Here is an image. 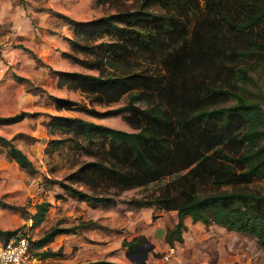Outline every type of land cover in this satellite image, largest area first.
I'll list each match as a JSON object with an SVG mask.
<instances>
[{"label":"trees","instance_id":"16d2710c","mask_svg":"<svg viewBox=\"0 0 264 264\" xmlns=\"http://www.w3.org/2000/svg\"><path fill=\"white\" fill-rule=\"evenodd\" d=\"M165 1L102 0L115 11L89 21L63 18L71 34L67 38L69 51L62 56L94 73L56 71V86L79 91L89 104L108 106L122 97L126 102L98 111L50 95L55 109H77L95 118L136 111L131 121L140 120L143 125L129 132L81 118H65L54 127L74 130L86 139L101 138L104 154L125 156L142 175L170 171L177 164L220 147V160L210 169L209 191L198 193L191 182L169 183L164 199L156 196L128 203L175 212L176 222L163 236L169 247L182 242L183 218L188 216L191 223L217 225L250 236L264 248V193L249 187L254 181H264V95L252 77V73L264 74V5L252 9L244 23L234 24L245 0H202V16L194 28H189L181 15L159 6ZM209 14L234 30L256 26L259 34L256 37L252 32L242 46L230 43L225 33L215 40H205V28L223 32L219 23L207 21ZM13 78L24 81L16 75ZM32 115L18 112L0 116V126ZM166 126H173L171 132L163 131ZM0 147L26 173L35 172L31 161L11 139L0 136ZM83 167L70 174L72 181L80 179ZM71 183H62L61 188L78 201L92 206L114 203L110 197L84 192ZM49 205L47 201L34 205L35 211L29 217L31 226L44 219ZM0 207L14 208L1 200ZM75 230L74 226L48 228L36 241L29 240L31 255L39 260L59 255L42 247L56 235ZM14 235L15 230L0 229V243ZM141 242L143 238L135 237L123 240L121 246L135 254ZM84 264L120 263L97 260Z\"/></svg>","mask_w":264,"mask_h":264},{"label":"rangeland","instance_id":"374dc122","mask_svg":"<svg viewBox=\"0 0 264 264\" xmlns=\"http://www.w3.org/2000/svg\"><path fill=\"white\" fill-rule=\"evenodd\" d=\"M201 4L202 0H166L159 6L175 11L189 28H194L202 16ZM259 4L264 5V0H245L244 8L232 22L244 23ZM114 11L102 0H0V116L34 114L1 125L0 136L11 139L35 168L34 173H26L0 147V200L14 206L0 207V229L15 230L14 236L24 233L28 241H36L52 226L75 227L74 233L56 235L42 247L59 255L45 260L36 257L34 264H84L97 260L136 264L127 259V248L121 246L123 240L135 237L143 238L140 245L147 243L136 251L139 259L145 254L146 264H264V248L254 238L216 225L192 224L187 217L183 219L182 242L169 247L163 236L176 222L175 212L128 203L156 196L164 199L170 190L169 183L191 182L198 193L209 191L210 169L220 160V147L177 164L170 171L142 175L125 156L113 158L104 154L101 138L86 139L74 130L54 127L65 118H81L129 132L143 125L138 119V123L131 121L136 111L95 118L77 109H55L50 99V95L66 98L98 111L125 104L124 97L108 106L89 104L79 91L56 86V71L94 73L62 56L69 51L67 38L71 34L63 18L89 21ZM206 18L210 24L219 23L223 32L205 28V40H215L225 33L230 43L242 46L252 32L256 37L259 34L256 26L234 30L213 14ZM14 75L24 81L17 82ZM252 77L264 95V74L252 73ZM172 128L166 126L163 131L171 132ZM59 141L63 143L53 144ZM80 166H84L80 179L72 181L70 174ZM62 183L110 197L114 203L92 206L78 201L62 190ZM249 187L264 193L262 180ZM42 201L50 204L44 219L31 226L29 217L35 211L34 205Z\"/></svg>","mask_w":264,"mask_h":264},{"label":"built area","instance_id":"2783aa9c","mask_svg":"<svg viewBox=\"0 0 264 264\" xmlns=\"http://www.w3.org/2000/svg\"><path fill=\"white\" fill-rule=\"evenodd\" d=\"M36 258L29 252L26 235L17 234L10 240L0 243V264H34Z\"/></svg>","mask_w":264,"mask_h":264},{"label":"water","instance_id":"95a60500","mask_svg":"<svg viewBox=\"0 0 264 264\" xmlns=\"http://www.w3.org/2000/svg\"><path fill=\"white\" fill-rule=\"evenodd\" d=\"M145 245H147V243L145 242V244L143 245H140L136 248V251L138 252L139 249H143V247H145ZM150 246V245H148ZM126 257L128 260L136 263V264H146L145 263V254L141 257V259H139V256L138 254H133V253H130V252H126Z\"/></svg>","mask_w":264,"mask_h":264},{"label":"crops","instance_id":"0c3cea01","mask_svg":"<svg viewBox=\"0 0 264 264\" xmlns=\"http://www.w3.org/2000/svg\"><path fill=\"white\" fill-rule=\"evenodd\" d=\"M186 217L190 220V218H189L188 216H185L184 218H186ZM184 218H183V219H184ZM190 222H191V221H190ZM195 223H198V224H199V222H195ZM195 223H192V224H195ZM183 224H184V223H183ZM201 225H202V224H201ZM184 226H185V225H184ZM202 226H203V225H202ZM211 226H212V225H211ZM216 226H217V225H216ZM203 227H204V226H203ZM208 227H209V226H208ZM218 227H219V226H218ZM220 228H222V227H220Z\"/></svg>","mask_w":264,"mask_h":264}]
</instances>
